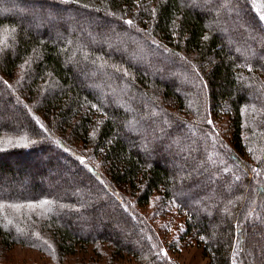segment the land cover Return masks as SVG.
<instances>
[{
    "label": "trees",
    "instance_id": "trees-1",
    "mask_svg": "<svg viewBox=\"0 0 264 264\" xmlns=\"http://www.w3.org/2000/svg\"><path fill=\"white\" fill-rule=\"evenodd\" d=\"M2 177L0 264H264V0H0Z\"/></svg>",
    "mask_w": 264,
    "mask_h": 264
},
{
    "label": "rangeland",
    "instance_id": "rangeland-1",
    "mask_svg": "<svg viewBox=\"0 0 264 264\" xmlns=\"http://www.w3.org/2000/svg\"><path fill=\"white\" fill-rule=\"evenodd\" d=\"M0 180H1L0 184L2 185L8 184V179L6 177H2V179ZM208 217L210 216L208 215ZM213 219H214L213 217H210L211 228H213V230H216L217 233H220L221 230H219L220 228H217V226L215 227L216 220ZM217 221H222V219L219 217ZM218 223L221 224V222ZM253 231H256L253 234H255V238L257 237L260 239V240L258 239L259 242L264 241L262 228L260 231H258V228L255 227ZM168 255L173 260L174 264H208L209 263L208 259L203 255L201 249L195 246V243L189 244L187 247L181 249L178 253L169 252ZM40 257H43L44 260H40L39 259ZM10 260L13 263L15 262V264H43L46 263L47 261L46 256L44 257L43 255H40L37 252L28 251L21 248H17L13 252Z\"/></svg>",
    "mask_w": 264,
    "mask_h": 264
}]
</instances>
